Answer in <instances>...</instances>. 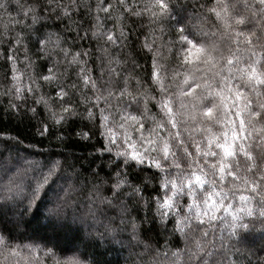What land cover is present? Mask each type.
Segmentation results:
<instances>
[{"label": "snow or ice", "instance_id": "snow-or-ice-1", "mask_svg": "<svg viewBox=\"0 0 264 264\" xmlns=\"http://www.w3.org/2000/svg\"><path fill=\"white\" fill-rule=\"evenodd\" d=\"M13 10L30 31L5 27L6 114L103 144L84 167L0 133V264H264V0H0Z\"/></svg>", "mask_w": 264, "mask_h": 264}, {"label": "trees", "instance_id": "trees-1", "mask_svg": "<svg viewBox=\"0 0 264 264\" xmlns=\"http://www.w3.org/2000/svg\"><path fill=\"white\" fill-rule=\"evenodd\" d=\"M92 2L94 3L95 0H92ZM15 17H17V12L15 10H13L10 14L0 12V34H2V36H0V93H3V91L11 84V79H10L11 67H10V63L7 61V53L10 45L4 39L5 37H8V33L5 32V27L11 30V36H15L16 34L21 32L25 33V43L28 42L27 33L30 31V29L15 24L13 20V18ZM76 18L77 17L74 16V19ZM88 22L89 21H87L86 19L84 20L85 24H87ZM28 23H30V21H28ZM48 23L49 26L51 27L52 21H49ZM65 23H67V21H65ZM136 30L143 31L142 29L139 28H137ZM132 39L135 40V36H133ZM35 53H36V48L32 47L31 58L36 62L37 65H44L43 61L37 59ZM24 54H25V48L24 45L22 44L19 47V50L15 52V55L17 59L20 61L18 67L24 73L22 79L26 82L28 79L29 71L28 69L25 68V63L23 60ZM140 62L141 64H144L143 60H141ZM164 62L168 63L170 67L171 63H173L174 60L164 61ZM46 70H47L46 65L42 68L40 67L37 68V72L40 71L46 72ZM147 71L150 73V62ZM40 83L44 85L43 87L44 92L54 91L49 89L47 84H44L43 81H41ZM39 94L40 93H37V95ZM8 100L9 98L7 96L0 94V133H4L10 136L19 135L24 141L22 145L18 146L19 154L21 156L26 157L27 159L43 161L49 157L60 158L62 156L71 153L72 155L79 157V163L83 164L84 167H87L89 161L92 158V155L95 154L94 147H100L103 144V141L100 140L98 134L95 140L89 142H84L77 139L74 133L77 130L78 124L80 123L78 120L75 121V123L70 124L69 126L66 127L62 126L59 130L52 128L50 134L41 136L37 132V128L41 127L38 124L37 120H29V119H21V118L13 119L9 114H6L5 110L8 107ZM28 103L31 104L32 100H29ZM151 107L153 112H155L156 111L155 105L152 104ZM40 110L41 112L43 111L42 108ZM89 127L91 126L89 125ZM58 134L66 137L63 144H60L56 140L55 136ZM148 171H154V170L148 169ZM29 175L31 176L32 174L29 173ZM149 191H151V186L149 188ZM141 215L142 216L144 215V210L141 211ZM33 224H35V221H33ZM144 227H148V225H144ZM168 227L171 228L172 225L169 224ZM217 231L219 230L217 229ZM40 255L42 256L43 253H40ZM126 255H127L126 252L120 255V264H124L123 257ZM116 258H117L116 253H105L103 256L104 260H115Z\"/></svg>", "mask_w": 264, "mask_h": 264}]
</instances>
